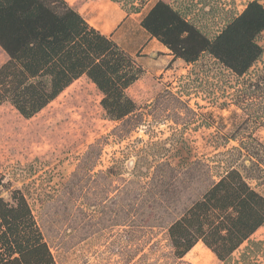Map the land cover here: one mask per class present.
<instances>
[{"label": "trees", "instance_id": "obj_1", "mask_svg": "<svg viewBox=\"0 0 264 264\" xmlns=\"http://www.w3.org/2000/svg\"><path fill=\"white\" fill-rule=\"evenodd\" d=\"M141 26L190 67L176 91L169 84L157 96L180 106L171 123H195L202 107L196 102L191 107L190 97L199 93L211 108L228 113L218 116L222 128L206 140L223 156L218 164L226 169L213 174L210 160L197 158L178 130L146 146L153 151L138 153L130 172L126 154L103 168L98 141L48 206L66 207L74 223L92 227V237L121 227L130 239L147 244L149 235L162 233L178 263L201 244L220 264H264V241L251 240L264 229V139L258 136L264 130V0L228 14L211 36L161 0ZM0 49L7 57L0 65V107L8 104L31 119L85 77L100 93L107 119L118 124L111 132L115 139L140 125L143 115L127 90L142 77L143 67L64 0H0ZM201 55L213 63L199 71ZM213 114L205 116L210 121ZM198 183L203 188L194 192ZM0 264H56L27 198L9 188L1 174Z\"/></svg>", "mask_w": 264, "mask_h": 264}, {"label": "rangeland", "instance_id": "obj_2", "mask_svg": "<svg viewBox=\"0 0 264 264\" xmlns=\"http://www.w3.org/2000/svg\"><path fill=\"white\" fill-rule=\"evenodd\" d=\"M249 1L252 0H178L174 7L200 31L211 36L220 30L228 14L240 13ZM6 60L0 49V65ZM212 63L207 56L201 55L195 66L201 71L203 66H212ZM145 68L148 71L127 90V95L138 107L137 114L143 115L142 121L121 140L111 135L118 124L107 119L99 105L100 93L85 77L75 81L31 119L22 118L8 104L0 107V174L9 188L20 190L27 198L56 264H220L201 244L180 263L174 261L165 236L157 231L149 235L147 244V239L135 236L130 239L121 227L92 237V227L74 223L66 207L55 210L48 206L52 198L63 192L60 186L75 171L79 158L98 141L103 146V168L108 167L113 158L126 154L124 166L130 172L138 153L152 152L150 148L147 150L149 144L164 140L178 130L184 134L197 158L210 160L213 174L226 169L227 166L218 164L223 156L216 155L218 153L208 147L206 140L208 134L222 128L218 116L225 118L228 113L211 108L199 93L197 97H190L191 107L194 108L195 102L202 107L197 110L200 116L195 123L174 126L171 120L180 106L168 102L164 95L157 96L169 84L172 91H176L179 79L187 75L190 67L183 63L167 66L168 70L162 74L157 73L165 66ZM208 112L214 113V120L207 119ZM208 122L213 125L209 127ZM258 136L264 139V130ZM234 145L230 143L229 146ZM201 183L194 187V192L202 190ZM3 196L6 198L8 193L4 192ZM251 240L264 241V229L258 230ZM246 244L234 254V259Z\"/></svg>", "mask_w": 264, "mask_h": 264}, {"label": "crops", "instance_id": "obj_3", "mask_svg": "<svg viewBox=\"0 0 264 264\" xmlns=\"http://www.w3.org/2000/svg\"><path fill=\"white\" fill-rule=\"evenodd\" d=\"M83 20L100 35L112 40L125 53L145 66H178L180 59H174L171 52L141 26V21L158 0H131L130 3L116 0H64ZM175 10L178 0H161ZM133 6L136 10L131 11ZM131 88V87H130Z\"/></svg>", "mask_w": 264, "mask_h": 264}, {"label": "bare ground", "instance_id": "obj_4", "mask_svg": "<svg viewBox=\"0 0 264 264\" xmlns=\"http://www.w3.org/2000/svg\"><path fill=\"white\" fill-rule=\"evenodd\" d=\"M79 103V102H78ZM76 107V106H75ZM205 251V250H204Z\"/></svg>", "mask_w": 264, "mask_h": 264}]
</instances>
